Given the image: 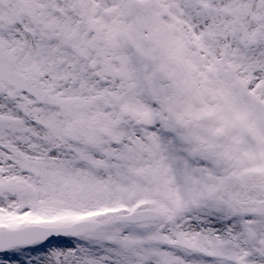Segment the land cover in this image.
Wrapping results in <instances>:
<instances>
[{
    "label": "snow or ice",
    "instance_id": "6c2138e0",
    "mask_svg": "<svg viewBox=\"0 0 264 264\" xmlns=\"http://www.w3.org/2000/svg\"><path fill=\"white\" fill-rule=\"evenodd\" d=\"M0 264H264V0H0Z\"/></svg>",
    "mask_w": 264,
    "mask_h": 264
}]
</instances>
